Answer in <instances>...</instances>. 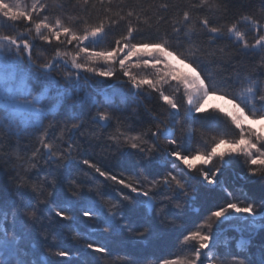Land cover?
I'll use <instances>...</instances> for the list:
<instances>
[{
    "label": "snow or ice",
    "instance_id": "1",
    "mask_svg": "<svg viewBox=\"0 0 264 264\" xmlns=\"http://www.w3.org/2000/svg\"><path fill=\"white\" fill-rule=\"evenodd\" d=\"M97 2L100 9H96ZM82 3L81 12H87V5L92 3L93 10L100 13L99 23L89 26L85 20L83 28L66 26L59 16L55 22L47 15L40 19L39 14L47 12L50 7L40 0L23 9L19 3L0 0V17L14 24L28 22L24 25L26 32L18 35L0 33V133H3L0 144L11 137L17 141L24 137H35L36 140L29 155L16 151L19 171L15 177V189L9 198H0V264H69L73 253L67 248L53 249L52 243L58 239L54 233L47 252L38 254L30 246L34 228L40 239L49 240L47 230H38L42 210L50 222L61 228L65 226L62 222L101 225L90 231H74L72 236L77 243L84 241L82 264H98L99 260L111 256V248L108 243L96 239L97 233L111 236L119 232L134 239L144 238L152 231L151 213L156 217L164 216L177 196H183L184 201L172 205L174 208L179 210L187 204L186 182L180 178L185 171L196 172L200 179L214 184L220 172V167L214 166L216 160L222 165L226 157H243L249 176H264V135L248 124L250 120H264V0H259V8L248 11L228 25L214 24L212 19L218 12L227 14L229 4L226 0H199L198 3L185 0L183 5L168 2L147 7L141 0L131 6L121 0L117 5L120 11L124 7L130 10L124 15L117 12V18L107 15L111 12L113 0H82ZM202 10L208 15L194 19L193 12ZM161 12L174 13L170 21L171 31L165 30L163 34L158 25L161 21L168 22V18L160 15ZM153 16L156 17V26L149 23ZM76 19L82 18L78 16ZM121 21H127L126 31L114 42L109 41L106 47L103 46L109 33ZM241 23L249 25L255 33L254 42L250 43L239 31ZM33 25L35 37L29 39ZM36 37L47 45L53 40L57 42V49L50 59L42 62L34 59ZM201 37L206 39L201 40ZM222 39L230 41L232 50L217 47V42ZM239 56L248 58L251 63L252 71L247 75L242 76L241 69L232 64V60ZM172 61L183 65L187 71H179ZM214 65L224 71L214 75L211 71ZM228 66L231 72L227 71ZM59 67L65 69L61 79L52 74ZM140 72L144 74L140 75ZM118 75L126 78L120 82L129 85L131 100L118 91L100 100L80 85L81 79H113ZM233 85L239 87L238 93L230 90ZM168 87L177 95L169 94ZM152 93L167 106L168 119L160 120L159 116L153 115V120L158 121L154 127L143 133L127 135L121 125L138 114L140 104L151 98ZM116 96H120L119 104ZM216 97L225 100L230 108H206L210 98ZM85 102L95 109L91 120L100 127L108 126L114 118L117 120V128L109 140L139 152L143 161L150 162L155 154H163L171 158L178 173L170 171L159 179L139 176L132 179L82 158V145L77 143L75 136L77 133L84 135L81 116ZM120 105L131 106V112L124 119L110 110L119 111ZM181 112L183 118L177 119ZM193 113L200 116L212 114L211 119H216L215 113H222L230 121L232 138H228V132L210 142L202 137V148L192 152L182 150V139L177 136V131L179 129L184 135L185 123L195 119ZM8 159H12L11 155ZM80 166H83L80 170L87 181L82 182L71 175L73 169ZM97 177L103 178V188L94 183ZM65 180L66 189L62 188ZM81 183L89 184L87 192L78 187ZM227 195L231 197L232 193ZM140 220L143 223L136 227ZM259 222H264V197L258 203L256 200H229L211 210L194 231L182 233L178 238L189 251L186 259H156L159 264H204L205 260L209 264H264V237L260 240L258 262L245 254V249L253 242L255 229L264 228V223ZM224 225L241 233L247 230L248 238L241 235L233 248L227 241H221L227 231L222 227ZM34 256L35 260L32 259ZM147 262V257L137 259L130 254H124L120 259V264Z\"/></svg>",
    "mask_w": 264,
    "mask_h": 264
},
{
    "label": "trees",
    "instance_id": "2",
    "mask_svg": "<svg viewBox=\"0 0 264 264\" xmlns=\"http://www.w3.org/2000/svg\"><path fill=\"white\" fill-rule=\"evenodd\" d=\"M40 2L47 3L50 6L47 12L39 14L40 19H43V17L47 15L53 22H55L56 17L59 16L61 17L62 23L66 26L75 25L76 28H83V21L85 20L88 22L89 26L99 23L98 15H100V13L93 10L92 3L87 5V12H81L80 8L84 7L82 0H79V6H77L78 0H40ZM120 2L121 0H113L111 12L107 15L117 18V12H120V15H124L130 10L129 7H124L123 11H120V8L117 6ZM141 2L144 3L145 7H147L153 3L161 4L168 2L181 3L183 5L185 0H141ZM193 2L198 3L199 0H193ZM226 2L229 4V11L227 14H224L223 11L216 13L215 16L212 17L214 24H231L236 22L241 15L246 14L248 11L255 10L260 6L259 0H226ZM123 3L131 6L136 3V0H123ZM60 5H64V7L61 8ZM249 5H251V8L248 7ZM96 9H100V4L98 2L96 3ZM35 15L37 14L34 13V16ZM160 15L168 18V22L161 21L159 23L158 26L160 33L163 34L165 30L170 32V21L174 13L161 12ZM204 15H208V13L204 10L193 12L194 19L197 16ZM78 16L82 18L79 21L76 19ZM21 23L22 24L19 28H15L13 25L6 23L5 19H0V33L18 35L26 32L27 29L24 25L28 22ZM133 23H135V19H133ZM149 23L156 26V17L153 16ZM126 27L127 21H121L119 25L113 28L109 33V36L103 46L106 47L109 41L114 42L115 38H118L126 31ZM154 30L155 27L153 28V31ZM33 37H35L34 25L33 32L29 39H32ZM200 39L205 40L206 38L201 37ZM34 43L35 47L33 49V57L34 59L38 58V62L50 59L57 49V42L55 40H53L51 45H47L36 37ZM68 47L71 48V46ZM217 47H227L229 50H232V44L227 39L218 41ZM60 50H64L63 46H60ZM232 64H235L241 69L242 76L247 75L252 71L249 59L244 56H239L237 59L232 60ZM211 71L215 75L218 72L224 71V69L214 65ZM227 71L231 72L230 66L227 67ZM64 73L65 69L63 67H59L54 69L52 74L58 79H61ZM84 76L87 77L88 74L85 73ZM121 79L126 78L118 75L117 78L113 79L100 77H95L91 80L81 79L80 85L89 94L100 100H102L105 96H110L115 90H119V92L126 94L131 100V89L127 83H121ZM230 90L238 93L239 87L237 85H233V88ZM147 91L148 90L145 89V92ZM116 98H119L120 100V96H116ZM116 102L119 104L118 101ZM166 108L167 106L162 105L159 101L158 95L152 93L151 98H146L143 103L140 104L138 114L133 116L130 120H127L123 125H121V127H123L127 135L143 133L149 127H154L158 122L153 120V115L159 116L160 120L168 119ZM110 110L116 115H119L121 119H124L128 116V113L131 112V106L125 108L123 105H120L119 111L115 108ZM78 111H80L79 108ZM82 111L83 115L81 116V119L84 122V128L81 131L84 135L81 136L80 133H77L75 136L77 143L82 145L80 152V156L82 158L91 160L104 170L132 179H135L137 176H139V178L147 177L149 180L159 179L167 175L170 171L174 174L178 173V169L173 168L171 158L163 154H155L150 162L143 161L139 152L131 150L122 143L117 144L109 140V136L113 135L115 133V129L117 128L118 122L115 118L108 126L100 127L91 120V116L95 114V109L92 108L88 102L84 103ZM206 115L208 118L210 117L209 120L211 128L212 126H220V124H218L219 119L227 121L225 123L231 125L230 121H228L224 115L215 113L216 119H211L212 114ZM198 121L201 123L206 122L202 117H199ZM47 123L48 121H45V124ZM223 124L224 123L222 122V125ZM195 126L196 125L193 126L192 122L189 123L187 128L183 129L184 135L182 136L181 131L179 130L180 132L177 131V136L180 137L182 141L188 140L187 138H189V136L193 137L195 134H199L200 137L203 136V134H205L204 131H199V133H197ZM93 133L94 136L92 135ZM0 136H3V133H0ZM122 139L123 138H121V140ZM35 143V137H24L19 141H17L15 137H11L10 140H6L5 143L0 144V149H4V151H0V198H9L15 189V177L19 171L18 161L15 158L16 151H20V154L24 156L29 155L35 146ZM161 143H163V141H161ZM9 144L11 145L10 147ZM148 144H151L150 138L148 140ZM25 146H27L26 152L24 151ZM145 146L147 147L148 145ZM9 155L12 157L11 160L8 159ZM179 166L182 168L180 164ZM82 167L83 166L74 168L71 175L84 182L87 181L88 178L85 177L83 172L80 170ZM180 178L186 182V191L189 194L187 204L179 210L174 208L172 205L183 203L184 201L183 196H177L169 204L164 216L156 217L155 213H151L149 223L152 225V231L144 238L134 239L128 237L127 234H121L119 232L113 233L111 236H106L103 233H97L96 239L100 240V242L108 243L111 248V256L99 260L98 264H113V262H115V264H120V259L123 258L124 254H130L137 259L147 257V264H159V261L156 259L157 257L181 260L186 259L189 256V251L181 245L180 239H178L181 238L182 233L187 234V232L194 231L196 227L209 215L211 210H215L218 206L223 205L229 200L235 199L241 202L256 200L258 203L259 200L264 197V176H249L247 173V165H245L243 157H231L230 161L226 163L220 173L222 182H219L217 185H206L200 181L199 175L196 172L188 173L185 171L184 175ZM102 181V177H97L94 183L96 186L103 188V184L101 183ZM108 183L110 184L111 182ZM78 187H82L83 190L87 192L89 184L81 183ZM145 187H147L146 184ZM62 188H67L66 180L63 181ZM105 191H108V189H105ZM161 191L165 192L167 190L161 189ZM228 192L232 193L231 197L227 195ZM159 200L160 197L157 196V201ZM156 207L159 209L160 204L157 203ZM40 215L41 222L38 230H47L50 233L49 240L43 241L40 239L36 235L37 229L34 228L32 231V238L29 241L30 246L36 250L38 254L47 252V245L52 243L51 234L54 233L58 239L52 243L53 249H69L73 253L69 259V264H82V245L84 241L81 240L79 243L75 242L72 239L74 231H90L101 227V225H95L92 223L77 225L62 222L65 226L61 228L56 226L54 222H50L48 216L43 210ZM169 221H172V223H169ZM142 223V220L137 221L135 226L140 227ZM226 233V237L228 238L227 242L235 248V241L238 238L237 232L234 230H227ZM242 234L247 236L244 233ZM262 237H264V228H259L254 234L253 242L245 249V254L249 259H255L257 262L260 260V240ZM222 248L223 244L221 245V249ZM32 259L35 260L36 257L34 256ZM89 259H91V256H89Z\"/></svg>",
    "mask_w": 264,
    "mask_h": 264
},
{
    "label": "rangeland",
    "instance_id": "3",
    "mask_svg": "<svg viewBox=\"0 0 264 264\" xmlns=\"http://www.w3.org/2000/svg\"><path fill=\"white\" fill-rule=\"evenodd\" d=\"M5 2H8V3H19L20 6H21V8L23 9L25 7L30 8L31 5H32V3L35 2V0H5ZM0 19L3 20L4 18L3 17H0ZM6 23L13 25L15 28H19L21 26V24H22L21 22L19 24H14L11 21H6ZM239 31L241 33H244L245 34V38L250 43L251 42H254L255 33L251 31L249 25H247L245 23H241L240 24V27H239ZM172 63L174 65V67H176L179 71H187V69H185L183 67V65H180V64L176 63L175 61H172ZM133 71L135 72V71H138V70L133 69ZM143 74H144L143 72H140V75H143ZM153 75H154V73H153ZM115 91H118L119 92V90H115ZM167 92L169 94L177 95L176 93H174L173 88H171V87H168L167 88ZM115 100L118 101V103H120L119 98H116L115 97ZM180 102L182 104L185 103L183 101L182 97L180 99ZM185 106H186V104H185ZM213 106H216V107H224L226 109H229L230 108V105H228L225 102V100L219 99L218 97H216V98H210V100L206 104V108H208V109L213 108ZM0 111H2V108H0ZM219 114L223 115L222 113H219ZM193 115H194L195 119L186 122L185 125H184V128H187L188 124L192 122L193 126L196 125L195 126L196 128L195 127L194 128L197 129V133H199V131H204L205 134H203V136H201V137L199 136V134H195V136H193V137H190L189 136V138H187L188 140H183L182 141V145H181L182 150H185V151H188V152H192V151H194L197 148H202L203 147V144H202V141H201V138L202 137L210 142L213 139H219L223 135L224 132H228L229 133L228 138H232V133L229 132V129H231V125H228L227 123H225L227 121H223V120H220L219 119L218 124H220V126L219 125L216 126V127H213L212 126V128H211V126H210L211 124H210V120H209L210 117L208 118L207 115H205V116H199V114H195V113H193ZM199 117L204 118L206 122L205 123L204 122L203 123L199 122L198 121V118ZM182 118H183V112H181L180 117H177V119H182ZM207 121H209V122H207ZM222 122L224 123L223 125H222ZM248 124H250V126L252 127V129H254L256 132H258L261 135H264V120H258V121H251L250 120L248 122ZM219 129H221V130H219ZM178 131H179V129H178ZM237 136H238V133H237ZM230 159L231 158L226 157L225 158V161H224V163L222 165H221V162L219 160H216L214 162V166H219L220 167V172L217 175L216 182L214 184H208L207 182L203 181L202 179H200V181H202L206 185H210V186H214V185L219 184V182H222L221 181V178H220V173L222 172V169L226 165V163H228V161H230ZM177 163L180 164L179 161H177ZM180 165L183 167L182 164H180ZM214 166L210 165L209 167H212L213 170H214ZM233 223L236 224V225H238V226H240V227H244L243 225H240V222H238V221H234ZM259 223H261V222H259ZM223 228H228V226L227 225H224ZM227 230H233V229L228 228ZM236 232L238 234V238L237 239H239L240 235H243V234L241 232H238V231H236ZM243 233L248 236V231L247 230H245ZM226 235H227V233L224 232V234L221 236V241L222 242L228 240V238L226 237ZM222 244L223 243H221V245ZM204 264H209L208 260H205L204 261Z\"/></svg>",
    "mask_w": 264,
    "mask_h": 264
},
{
    "label": "water",
    "instance_id": "4",
    "mask_svg": "<svg viewBox=\"0 0 264 264\" xmlns=\"http://www.w3.org/2000/svg\"><path fill=\"white\" fill-rule=\"evenodd\" d=\"M260 227H257L256 229H255V232L259 229ZM228 229V228H227Z\"/></svg>",
    "mask_w": 264,
    "mask_h": 264
}]
</instances>
